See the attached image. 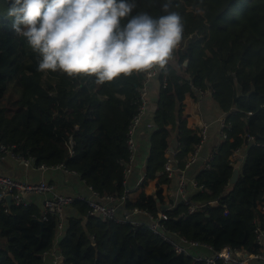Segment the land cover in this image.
<instances>
[{
    "label": "trees",
    "instance_id": "obj_1",
    "mask_svg": "<svg viewBox=\"0 0 264 264\" xmlns=\"http://www.w3.org/2000/svg\"><path fill=\"white\" fill-rule=\"evenodd\" d=\"M168 0H136L137 12L165 13ZM11 0H0V136L15 152L32 156L37 166H63L78 174L103 197L127 194V210L153 216L164 212L171 233L205 243L216 253L225 248L258 254L257 227H264V0H171L180 13L184 34L168 63L167 85L159 92L152 121L145 176L137 190H127L129 128L140 106L145 73L120 76L102 85L95 77H69L37 71L38 54L11 29L6 16ZM188 62V65H185ZM196 91L210 92L229 124L227 140L200 170V189L190 203L216 206L189 211L184 200L167 207L164 187L185 171L202 143L199 130L188 128L184 101ZM249 133L248 142L239 137ZM177 136L173 176L166 173L171 137ZM248 148L235 184L231 156ZM156 181L157 190L144 189ZM138 193V194H136ZM136 194V195H135ZM65 216L59 248L63 264H207L194 263L141 226L91 215L86 202L75 201ZM38 208L0 204V264H44L43 255L57 240L55 216L41 226ZM217 264H223L219 261Z\"/></svg>",
    "mask_w": 264,
    "mask_h": 264
},
{
    "label": "clouds",
    "instance_id": "obj_2",
    "mask_svg": "<svg viewBox=\"0 0 264 264\" xmlns=\"http://www.w3.org/2000/svg\"><path fill=\"white\" fill-rule=\"evenodd\" d=\"M136 0H11L12 31L38 54L37 71L95 77L97 84L165 69L183 40L184 22L171 11L137 12Z\"/></svg>",
    "mask_w": 264,
    "mask_h": 264
},
{
    "label": "built area",
    "instance_id": "obj_3",
    "mask_svg": "<svg viewBox=\"0 0 264 264\" xmlns=\"http://www.w3.org/2000/svg\"><path fill=\"white\" fill-rule=\"evenodd\" d=\"M181 45L178 49H180ZM177 49V50H178ZM176 50L173 54V59L175 58ZM172 61V60H171ZM170 62V61H169ZM167 70L168 65L165 69H160L159 67L153 68L151 70V75L149 76L145 73V79L143 83V87L140 89V106L138 109L137 115L133 118L130 128H129V139H128V146L130 150V157L126 164V176L128 177L132 172V167L135 162L136 158V143L135 137L136 134L142 125V121L144 116L147 113L149 103H150V83L153 80H159L161 87L167 85ZM197 94L200 96H204L207 92L203 91H196ZM229 124L226 119V115L222 120V127L220 132L221 140H227ZM207 135V128L204 127L201 130L202 142L205 140ZM239 137L243 140L248 142H254L255 137L250 135L249 133L241 134ZM202 144V143H201ZM201 146V145H200ZM199 146V148H200ZM198 148V149H199ZM197 151L191 156L189 160V164H192L197 155ZM242 148L237 149L233 155L231 156V162L234 165L235 169L239 171L242 169L241 166L238 164L237 157L241 152ZM6 155L12 156L17 161L23 163V165L27 168H35L38 170H47V169H62L65 170L63 166H56V167H46V166H37L34 157L32 156H25L22 154H18L15 152V146H8L5 145L1 141L0 136V162L5 158ZM245 162V161H244ZM188 164V165H189ZM175 161L172 162L168 160L166 163V173L169 176H173L174 173L177 171L175 169ZM188 167V166H187ZM208 167V164L205 166V169ZM66 171V170H65ZM68 172V171H66ZM75 174V173H74ZM180 181L178 192L182 196V199L189 204V211L191 213L197 212L200 207L209 206H216L218 205L217 201L210 202L208 204H202L201 206L190 203V198L187 196L186 191V178L184 176V172H180ZM143 179V178H142ZM143 181V180H142ZM142 181L139 183V186L142 185ZM197 186V184H196ZM198 189L201 190L197 186ZM93 198L86 199L83 196H68L59 194L55 185L47 182V181H40L37 183H30L27 181H22L18 179H13L11 177H7L0 174V204L7 205L6 197L8 195L12 196V203L19 207H26L27 198L29 195H42L44 196V203H43V210L39 217H35L37 221L46 222L49 220L50 216H55L58 221V229H57V240L53 248L43 255L44 264H63L64 263V255L61 248H59V239L63 235V228H64V211L66 207L71 206L75 201H85L89 207L91 208V215L101 217L103 219H113L120 222H130L133 226H141L144 223L140 221H136L133 219L134 216L143 215L149 221V227L152 232L156 235H159L163 238L166 242L170 243L175 251L179 255H185L187 257H191L194 263L205 262L207 264H217L221 261L223 264H254V262H264V227L259 225L257 227V240L262 245V251L258 254H248L243 250H233L231 248H225L221 252L216 253L214 249L205 243H200L196 241H191L178 235L177 233H171L166 227L165 222L168 220V216L161 212L157 215V217L153 216L147 211H144L139 208H135L131 210L128 215L124 216L123 218H119L117 209L119 205H124L127 200V194L122 196L121 198L118 196H107L103 197L98 193L94 192L92 189ZM261 211L264 212V207L261 208Z\"/></svg>",
    "mask_w": 264,
    "mask_h": 264
},
{
    "label": "crops",
    "instance_id": "obj_4",
    "mask_svg": "<svg viewBox=\"0 0 264 264\" xmlns=\"http://www.w3.org/2000/svg\"><path fill=\"white\" fill-rule=\"evenodd\" d=\"M161 84L159 80H153L150 83V103L146 115L143 118L142 125L140 126L136 137V158L132 167V172L127 177V190L133 192L137 190L139 183L145 176V169L147 159L150 151V137L152 135V121L155 111L158 109L157 100ZM184 116L187 119L188 128L191 130H201L206 127L207 135L205 140L202 142L198 149L196 159L192 164H189L187 169L184 171L186 178V191L187 196L191 198L198 188L196 186L195 177L197 173L205 168L212 158L213 151L218 148L221 143L220 132L222 127V120L225 113L218 107L214 102L212 94L207 92L203 97L195 93L194 96H187L184 101ZM171 150L168 153L169 160L175 161V150L177 149V136L176 134L171 137ZM248 148L243 147L239 153L238 164L241 166L247 157ZM243 166V165H242ZM243 168V167H241ZM241 172V169H239ZM0 174L27 181L30 183H37L40 181H47L55 185L59 194L68 196H83L88 199L93 198L91 189L85 184L78 174L66 172L62 169H47L38 170L35 168H27L23 163L17 161L10 155H6L5 158L0 162ZM180 176H176L173 179L171 186L164 187L165 205L173 207L174 205L181 202L182 196L178 192ZM156 181H152L144 189L148 195H153L156 190ZM138 194V193H136ZM135 194V195H136ZM44 196L42 195H29L27 198L28 206L38 208L40 211L43 210ZM130 210H127L124 205H119L117 213L119 218H123L128 215ZM65 216L72 215L73 209L71 207L65 208ZM136 221H146L148 219L143 215L134 216ZM254 264H264V262H254Z\"/></svg>",
    "mask_w": 264,
    "mask_h": 264
},
{
    "label": "water",
    "instance_id": "obj_5",
    "mask_svg": "<svg viewBox=\"0 0 264 264\" xmlns=\"http://www.w3.org/2000/svg\"><path fill=\"white\" fill-rule=\"evenodd\" d=\"M185 65L187 66V65H188V62H185ZM239 175H240V172H239L238 170H235V171H234V175H233V177H232V179H231V181H230V183H231L232 185L235 184V182L238 180ZM6 202H7V206H8V208L10 209V208L12 207V205H13V203H12V196H11V195H8V196L6 197ZM38 223H39L41 226L44 225V223L41 222V221H38Z\"/></svg>",
    "mask_w": 264,
    "mask_h": 264
},
{
    "label": "bare ground",
    "instance_id": "obj_6",
    "mask_svg": "<svg viewBox=\"0 0 264 264\" xmlns=\"http://www.w3.org/2000/svg\"><path fill=\"white\" fill-rule=\"evenodd\" d=\"M143 182V181H142ZM139 187V186H138ZM86 199H88V198H86ZM78 201H80V200H78ZM82 202H85V201H82Z\"/></svg>",
    "mask_w": 264,
    "mask_h": 264
}]
</instances>
